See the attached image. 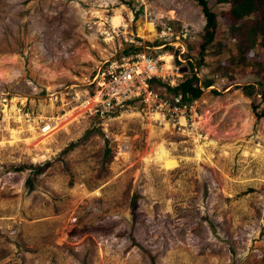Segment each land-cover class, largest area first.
Segmentation results:
<instances>
[{"label": "rangeland", "instance_id": "1", "mask_svg": "<svg viewBox=\"0 0 264 264\" xmlns=\"http://www.w3.org/2000/svg\"><path fill=\"white\" fill-rule=\"evenodd\" d=\"M204 24L197 0H0V264H264V99L249 65L212 74L236 48L200 58ZM129 47L168 101L192 68L212 84L182 111L84 104Z\"/></svg>", "mask_w": 264, "mask_h": 264}, {"label": "trees", "instance_id": "2", "mask_svg": "<svg viewBox=\"0 0 264 264\" xmlns=\"http://www.w3.org/2000/svg\"><path fill=\"white\" fill-rule=\"evenodd\" d=\"M229 3V11L226 13L227 18H229V25L224 27L227 31V37L225 35H220L215 37L216 24L218 23V18L215 12H213L210 7L207 5V0H197L198 4L201 6L202 13L205 17V24L203 27L202 39L199 43V56L203 57L205 54L206 48L210 49L216 47L217 49L224 48V42L226 39H230L231 43L235 45L236 52L229 55L230 61L228 63L225 61L218 62L214 61L211 66L212 74L216 75L219 78L226 77L228 79L235 78V71L237 65H244L251 68L249 73L253 76V82L244 88H248L252 93L253 89L259 90L260 92H255V94H260L261 99H264V55L255 59L253 63L248 61L249 52L255 48L261 47L264 49V0H220ZM220 13L219 15H221ZM246 17V19L242 20ZM169 24V22H167ZM156 29L159 31L161 29L160 25H156ZM177 29L182 30V24L179 23ZM230 29L236 30L237 37H232L233 33L230 32ZM221 37V38H219ZM219 38V39H218ZM187 39H184L185 46L187 48ZM163 45L160 50H166L167 48L172 47L166 42L158 43ZM156 43V45H158ZM173 48V47H172ZM232 50V46L230 44ZM230 48L227 50L229 51ZM140 47H129L127 50H124L122 54H136L141 51ZM176 50V51H175ZM172 55L177 52L175 48ZM226 50V49H225ZM224 50V51H225ZM211 52V50H210ZM230 52V51H229ZM185 53V52H184ZM129 55V54H128ZM188 55L185 53V57ZM174 60L178 63L179 60L174 57ZM190 59L188 58V61ZM197 69V68H195ZM192 68L191 72L185 74L183 78L175 85L167 86V89L173 94V96L180 95L182 101L192 102L197 98L201 92L202 87H207L212 84L213 77H205L201 82L197 75V71ZM155 82L160 83L161 79H153ZM258 86V89H256ZM249 92V93H250ZM253 110L256 112L257 116H264V104L262 108L257 110V104L253 105Z\"/></svg>", "mask_w": 264, "mask_h": 264}, {"label": "built area", "instance_id": "3", "mask_svg": "<svg viewBox=\"0 0 264 264\" xmlns=\"http://www.w3.org/2000/svg\"><path fill=\"white\" fill-rule=\"evenodd\" d=\"M177 59L182 61L180 57ZM108 62L106 68L99 66L97 73L93 75L90 84L95 87V91L82 99L84 104L91 106V99H97L95 103L99 102L111 109L130 107L138 102L142 107H158L162 111L187 110V101H182L180 95L172 96L168 101L164 95L154 90L153 84L157 82L153 79L166 76L162 73V64L157 58L139 52Z\"/></svg>", "mask_w": 264, "mask_h": 264}, {"label": "bare ground", "instance_id": "4", "mask_svg": "<svg viewBox=\"0 0 264 264\" xmlns=\"http://www.w3.org/2000/svg\"><path fill=\"white\" fill-rule=\"evenodd\" d=\"M166 57V56H165ZM49 129V128H48ZM49 131V130H48ZM174 163H175V161L174 160H172V159H170V158H167V159H165L164 160V166L165 167H170V166H173L174 165Z\"/></svg>", "mask_w": 264, "mask_h": 264}]
</instances>
